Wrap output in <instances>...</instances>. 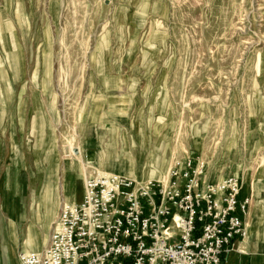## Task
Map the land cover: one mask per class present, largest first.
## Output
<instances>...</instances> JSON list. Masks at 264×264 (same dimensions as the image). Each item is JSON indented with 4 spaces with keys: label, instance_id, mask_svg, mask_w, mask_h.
<instances>
[{
    "label": "rangeland",
    "instance_id": "rangeland-1",
    "mask_svg": "<svg viewBox=\"0 0 264 264\" xmlns=\"http://www.w3.org/2000/svg\"><path fill=\"white\" fill-rule=\"evenodd\" d=\"M72 141L86 179L161 167L143 183L165 187L189 161L239 178L264 238V0H0V264H18L52 162L65 201Z\"/></svg>",
    "mask_w": 264,
    "mask_h": 264
},
{
    "label": "built area",
    "instance_id": "built-area-1",
    "mask_svg": "<svg viewBox=\"0 0 264 264\" xmlns=\"http://www.w3.org/2000/svg\"><path fill=\"white\" fill-rule=\"evenodd\" d=\"M189 161L167 186L98 174L64 204L48 247L21 264H227L245 240L252 196L239 178L207 182Z\"/></svg>",
    "mask_w": 264,
    "mask_h": 264
},
{
    "label": "bare ground",
    "instance_id": "bare-ground-1",
    "mask_svg": "<svg viewBox=\"0 0 264 264\" xmlns=\"http://www.w3.org/2000/svg\"><path fill=\"white\" fill-rule=\"evenodd\" d=\"M74 141V139H73ZM73 141L70 142V149L72 151V162L67 163V175H66V182L64 185V192H65V201L64 203L66 205H72V198L70 196V189L74 188L75 185V179L71 175V172L74 171L76 174V177H79L81 179H86L87 172H85V167L88 165V154L86 151L83 150V148L78 149V153H74L73 150L75 149L73 146ZM69 144V143H68ZM49 149L44 150L41 154L46 155V157H56V150L53 146V141L52 139L48 143ZM42 155V156H43ZM17 164L20 165L21 161H17ZM56 163L52 162V164L49 166V169L46 171L45 174V179L47 180V189H40L38 191V194L35 195V208H33L32 211V217H31V222L29 225V228L27 230L25 242L23 244V253L25 254H39L41 250L46 246L47 244V239H48V232L51 227L52 222L56 218L59 208L61 206V199L59 196V192L57 189V186L55 184V179H56ZM162 172L161 167L160 168H155L150 175L148 176L147 179H136L138 183H143V182H149L151 180H157L158 179V173ZM117 168L116 167H111V169L108 171V173H99V174H104L107 176H112L116 177L117 174ZM170 178L166 176V178L162 181L165 182L166 186L168 184ZM262 219L258 217L257 221H261ZM42 225V229H38V225ZM260 228H256L254 226H248V232L246 233L245 237V242H253L258 240V237L261 233L263 236L262 232H260ZM8 244L11 245L13 251L19 250V244L17 240V235L15 232V228L12 225L11 228L9 229L8 233ZM20 260L18 259V264H21L19 262Z\"/></svg>",
    "mask_w": 264,
    "mask_h": 264
},
{
    "label": "crops",
    "instance_id": "crops-1",
    "mask_svg": "<svg viewBox=\"0 0 264 264\" xmlns=\"http://www.w3.org/2000/svg\"><path fill=\"white\" fill-rule=\"evenodd\" d=\"M71 175H72L73 178H76L74 180L75 181L74 188L73 189H70V196L72 198V205L74 206V205H78V198H75V192H74V190L76 189L77 180H81V178L76 177V174H75L74 171L71 172ZM64 204H65L64 202L61 203V206L59 208L58 214H57L56 218L54 219V221L51 224L50 234H49V238H48V243H47V246L45 247V249L49 245V241H50V237H51L52 226H53L55 220L57 219V217L59 215V212H60L61 207ZM256 212H257V209H255L253 211V213L251 214V216L253 215V219H254L252 226H254L255 229L258 228L257 224L260 223V221H257V219L259 217V214L256 213ZM12 219H13V221H15L14 218H12ZM251 221L252 220H250V222ZM12 225L14 226L15 232H16V235H17V231H16L15 224L13 222H10L9 225H8V228H7V238L9 237L8 236L9 235L8 233H9V229L11 228ZM44 250H42L40 253H42ZM17 251H13L11 245L8 244V258L10 260L15 259V256H16L15 253ZM19 260H20V257H19ZM16 263H17V261H16ZM227 264H264V238L259 236L258 241L256 240V241L249 242V243H246L245 240H237V242L234 245L233 251L230 253V255L227 258Z\"/></svg>",
    "mask_w": 264,
    "mask_h": 264
}]
</instances>
